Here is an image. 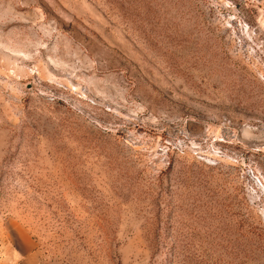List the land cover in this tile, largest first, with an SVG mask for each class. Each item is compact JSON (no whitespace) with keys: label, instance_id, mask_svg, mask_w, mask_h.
<instances>
[{"label":"rangeland","instance_id":"1","mask_svg":"<svg viewBox=\"0 0 264 264\" xmlns=\"http://www.w3.org/2000/svg\"><path fill=\"white\" fill-rule=\"evenodd\" d=\"M0 264H264V0H0Z\"/></svg>","mask_w":264,"mask_h":264}]
</instances>
